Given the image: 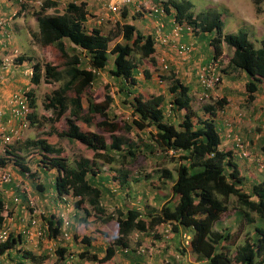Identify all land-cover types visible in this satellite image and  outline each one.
I'll list each match as a JSON object with an SVG mask.
<instances>
[{"label":"trees","instance_id":"obj_1","mask_svg":"<svg viewBox=\"0 0 264 264\" xmlns=\"http://www.w3.org/2000/svg\"><path fill=\"white\" fill-rule=\"evenodd\" d=\"M144 1L153 2L154 6L162 5L167 13L173 9L174 18L179 22L186 21L195 35L199 33L210 35L206 42L213 48L214 59L222 53L224 46L231 49L228 67H235L247 74L245 90L248 102L255 99V92L258 90L264 93V87H259L264 80V37L259 39V46L255 47L244 29L240 28L237 32L224 34L221 14L216 10L207 9L194 14L193 3L190 0H142L140 2L134 0L124 4L122 8L123 4L119 6L116 12H120L121 22L115 21L113 26L116 30L109 28L108 33H105L95 23H90L91 26L86 25L90 16L86 1H68L60 11L57 10L59 6L57 0H42L38 9L30 10L33 11L32 14L38 25V31L33 33V37L44 49L45 62L32 63V58L25 55L18 56L15 60L31 61L30 82L38 85L43 80L45 86L50 87L51 91L42 92L44 95L40 94L43 97L42 112L38 119L35 113L39 104H37V95L35 90L27 91L31 111L26 117L29 121L28 127L33 126L37 129L35 135H26L22 138L16 134L13 129L19 125L20 120L14 118L11 111L9 115L3 117V120H8L6 124L11 127L2 134L9 136L12 140L4 146L3 154H0V168L10 162L17 166L22 174L27 172V177L33 178L31 186L34 191L42 192L46 184H49L59 202L69 205L70 201H73L71 204L81 213L74 217L71 226L70 224L66 226V232L69 234L77 232L80 223L87 225L91 221L103 224L112 220L116 222L118 232L112 235L113 243L104 249L103 256L99 257L92 250L103 251V245L95 248L96 245L91 244V238L83 233L80 238L83 245L79 246V251L76 253L69 247L72 244L59 242L54 252L51 251L58 255L52 264L106 262L113 258L117 247L128 246V238L132 232L157 234L160 225L167 223L171 224V230L175 235L180 234L181 231L188 234L186 230L191 229L192 236L189 244L187 238L182 235L183 247H190V251L195 254V261L203 262L200 264H264V179L253 184L250 191L246 190L243 184L245 174H241V167L234 162L233 148L228 150L220 148L221 136L216 123V114L224 107L225 98L212 96L211 102L202 105L204 114L201 116L190 105L189 86L172 73L171 84L168 87L170 92L168 96L172 95V99L166 97L164 93L144 97L140 93L131 92L133 95L128 99L126 96L123 99L119 98L121 106L130 109V116L124 118L122 124L113 120L109 113L115 96L110 91L108 83L99 81V72L104 71L114 78V81L121 82L118 90L122 91L125 88L129 90L128 88L137 86L139 73L145 76V80L151 77L150 68L145 65L146 62L150 63V66L156 63L153 33L145 34L127 17L129 13L126 6L129 8L134 6L132 8L138 12L139 6L142 7V5L145 10L151 9V5L142 4ZM252 1L256 9L261 11L260 4L263 0ZM50 8L54 9L53 13H47ZM25 9H27L26 6H23L18 15H22ZM119 35L124 42L115 41L110 48V42ZM209 62L211 61L204 65ZM56 83L58 86L52 88ZM100 84L105 85L103 86L104 94L96 98L94 90L99 88ZM84 100L87 103L86 109ZM169 110L172 117L167 118L165 116ZM95 116L101 119L95 122ZM62 118L63 126L55 128V123ZM173 118L177 120L176 123ZM47 122L51 124L49 128H46ZM92 124L108 132L109 138L89 130ZM146 128L148 142H143L141 147L133 145L126 136L133 130L142 131ZM118 131L121 132L117 133ZM51 135L65 138L73 144L74 141L80 143L93 152L94 159H101L108 164L125 160L131 164L139 150H146L148 154L159 151L162 157H166L169 149L173 150L176 154L174 172L163 168L159 174L161 179L171 181L172 197L162 203L159 208L148 209L145 202L143 210L136 206H116L107 212V206L115 201L121 202L122 199L120 196L117 198L114 195H108L109 191L95 182L94 176L100 168L92 160L82 156L73 160L71 164L61 155L64 147L58 142L59 146H56L48 140L47 137ZM243 142L249 155L247 160L251 159L247 143ZM29 149L33 154L41 156L39 172L37 169H34L36 172L31 170L29 165L25 164L24 157L15 154V150H21L25 154L30 152ZM260 152L263 155L264 165V141L260 145ZM50 153L54 155L44 157V154ZM168 157L172 158L173 155ZM255 161L258 162V159ZM51 169H54L56 174L49 178L47 170ZM39 173L46 175L44 183L39 184L36 181L35 175ZM114 176L121 188L131 185L128 171L116 169ZM134 181L140 180L134 178ZM64 196L70 198L65 200ZM230 196L235 197L236 208L245 222L251 224L253 228L247 233L248 237L236 246L233 254L225 243L229 238V229L225 227L220 230L215 229L221 214L227 210L226 200ZM85 203L86 206H83ZM36 205L30 206L27 199L25 210L32 220H35L36 226L48 231L47 238H56L59 232L62 233L65 222L57 217L55 212L49 211L47 206H44L47 209L44 211L38 210ZM12 213L11 209L4 207L0 193V226ZM89 217H92L91 221L88 220ZM94 231L101 232L97 228ZM21 236L20 233L15 235L11 232L7 239L0 241V255L15 249L20 251L23 258L29 257L40 262L47 259L49 255L47 249L41 250V253L37 255L33 254V250L24 249ZM73 236L77 238L78 235L76 233ZM38 246L42 247L40 243ZM182 248L178 247V258L170 264H195V261L190 263L182 260L186 257V249ZM73 257H76V262L73 261Z\"/></svg>","mask_w":264,"mask_h":264},{"label":"crops","instance_id":"obj_2","mask_svg":"<svg viewBox=\"0 0 264 264\" xmlns=\"http://www.w3.org/2000/svg\"><path fill=\"white\" fill-rule=\"evenodd\" d=\"M41 1L42 0H37L35 2L40 3ZM57 1L59 2L58 9L60 11H62L63 6L68 1H77V2L86 1L87 10L89 11V14L92 13L93 10H96L97 12L102 11L103 10L102 2H105V0H57ZM140 1H142V0H139V2ZM192 1H194V2H192ZM192 1H191L193 3L192 10L197 9V10H199V12H201L203 10L210 9L209 7H211L210 4L207 5L206 8H205V5H202V6L198 5L199 0L198 1L192 0ZM30 2H32V0H24V2H22V4H20L18 6V4H16L13 0H0V137H1L0 154H3L2 148H4L3 147L4 146L3 136H5V134H2V132L8 130L9 127H11V126H8L6 124V122L8 120L7 121L5 119L3 120V117H6L10 113L12 94L19 89L29 88V89L35 90V93L37 95L36 89L40 88V86L43 85L42 81L38 85L30 83V80L28 79V72H29V69L31 67V61H24L23 60L21 62H18L15 60V62L18 63V65H9L8 63L3 62V59H6V58H9V60H12L14 55L30 56L32 58V63L35 62V60H37V62H41V63L44 62V60H43L44 57L41 60L44 49H42V47L38 43V41L32 36V33H36L38 31L37 20H36L35 16H33V14H32L33 11L30 10L33 8L26 7L27 9H25L23 11V14L18 15L21 12L22 7L26 6V3H30ZM202 2H204V1H202ZM142 4H149L152 6L153 2L148 3L146 1H144ZM53 12H54V9L47 10V13H53ZM143 16L148 18V21H149V19L151 21L152 18L157 19L158 24L155 26H159V27L155 30V32L158 29L161 30V33H165V31H167L168 29L170 32V30L173 26V19H174V10L173 9H171L169 13H166L164 15L154 14L153 16H148L147 14H143ZM127 17L129 19V16H127ZM88 21H89V19H88ZM131 22L134 23V20ZM149 24L150 25L154 24V22H152V23L150 22ZM18 34L22 38L15 41V37ZM186 34H190V33L186 32ZM154 35H155V33H154ZM263 36H264V34H261L260 37H258V38L255 37V40H254L255 42L249 37V35H248V38L253 42L255 47H258V46H256L255 43L259 44V39H261ZM183 39L188 40L189 37L184 36V34H182V37H180L179 40H183ZM200 40H203V39L201 38ZM201 42L202 43L199 46H197V50L193 53L192 57L190 58L188 56L186 61L180 62V65H177V69L174 70L176 76L178 78H180L183 83H185L189 86L191 106L194 109H195L196 105H193V103L197 104L196 100H197V97L201 91V87H200V84H198L199 82H198L197 75H196L197 68L199 67L200 64L207 63L213 57V55H212V57L208 58L206 55L202 54L203 50L206 47V43H204L203 41H201ZM198 44H199V42H198ZM156 45H159V47H163V49H167V51H170L173 49V48H169V47L164 46V45H160L158 43V41H155V46ZM211 47L212 46L209 45L210 49H211ZM199 51L201 53H199ZM198 54H200L199 55L200 61L197 63L194 61H195V56H197ZM230 55H231V53H230ZM230 55L227 57V61H228ZM222 56H225L224 48H223V52H222L220 57H222ZM184 68L186 70H184ZM229 70H230V73H226V76L222 79V82L219 84L218 88H216V90L213 91L214 92L213 96H216L217 98H225L226 99V103L224 104V107L222 109L218 110L217 114H216V123L218 126L219 134L221 136L220 148L223 150L230 149L234 145V137L239 136V137H241V139L243 141H245L247 143L248 151L251 149H254V153L256 154L257 150H258L259 157H261L260 159H262L263 155L260 152V145L264 141V93L258 90L257 92H255V99L251 102H248L246 100L247 93L245 90V83L248 80L247 74L245 72H243L242 70H239V69L232 67V66L230 67ZM17 73H18V75H17ZM139 74L137 75L138 80L139 81H140V79H143V80L140 82L138 81V84L135 87L136 93H140L141 95L146 96V97H148L149 95H152V94H159L160 93V92H156V88H154L155 85L151 83L152 81L151 82L148 80L145 81V78H141V77H145V76L139 75ZM154 74H156V73H154ZM98 79L100 82H102L104 84L105 83L109 84V86L111 88V92L113 94L117 95V99H115L116 103H118V100L120 97L123 99V97L126 96V98L128 99V95L123 94V92L126 88L123 89L122 91L118 90L119 86H121V82L114 81L113 80L114 78L108 76L106 74V72H104V71L99 72ZM24 86H25V88H24ZM103 86H105V85L100 84L99 87H103ZM259 87H262V88L264 87V80H263V82H261L259 84ZM149 89H150V92H149ZM44 91L48 92V90H46V89ZM247 106L250 108V113H249L248 108H247V110H244V107H247ZM257 106L259 108H261V112L256 114ZM247 113H249L248 116L246 115ZM201 116H203V115H201ZM250 117H252V119ZM253 119H255V120L257 119L261 122V124H255L256 127L259 126L258 128L253 127V123H251V121ZM89 130H91V129H89ZM21 137L24 138V136H21ZM64 140L65 139H63V141ZM57 141H55L56 142L55 144H57ZM51 143L54 144L53 142H51ZM62 146L65 148L64 144H62ZM73 146L75 147V149L77 151H79L80 154L83 155V157L91 160L90 157H92L93 152L90 149L84 147L83 145H81L80 143L75 142V141H74ZM16 153L20 154V155L21 154L24 155V152H22L21 150H15V154ZM235 157L238 158L237 155ZM30 159H32V158H30ZM36 159H37L36 161H33V160L30 161L29 160L25 164H28L31 170L37 169L39 172L40 171V163H39L40 159L37 157H36ZM238 159H240V157ZM249 161L244 162V163H246L247 167L251 166L252 164H255V163H250ZM260 167L261 168H259V166H258V171H261L264 173V167H262V166H260ZM98 168H100V171H97L96 175L94 176L95 182H97V184L99 186H101V188H104L105 190L109 191V192H107L108 195H114L118 198L122 194L128 195V193L131 189L138 190V187L131 188L130 186H132V184L126 185L123 190L119 185H115V183L111 184L110 179L108 177V176H110V173H108L107 171L101 170V167H98ZM96 169L97 168H95V170ZM240 171H241V174L243 175L244 174L243 166L240 168ZM5 172H10L12 175V179L10 182H4V183L0 181V193H1L2 197L5 196L6 194H8L7 199L4 198V199H2V201L5 205V208L8 207L9 209L12 210L13 213L10 216V217H12L11 218L12 220L11 219L7 220V217H6L4 222L6 221L9 225V227H11L12 233H14L15 235L18 233L22 234L21 237L23 240L22 243L24 245L23 246L24 249L26 248L28 251L33 250L34 251L33 254H35V255L40 254L41 250H44L46 248V246H48V245H42L41 248L38 246L39 250L35 252L36 246H37L35 238L32 235L27 237L25 234H23V232L26 229H29L30 232H32V233L36 232V230L38 229L36 227L37 224L32 225V218L28 214V212L25 210V205H26V201H27L28 197H32L35 199L34 203L36 201L37 205H36V203H35V205H36L38 210L40 209V210L45 211L47 209H45L44 206H47L48 210L55 212V215L57 217L61 218L63 221L68 220L70 226L74 222V217L76 215H79V213H81V211H78L77 209H75V207L71 203H69V205H68L64 202L63 203L59 202L58 198L54 194V191H53V193H50V194H47L46 192L40 193V192L34 191V189L31 186L32 182L29 180L30 181V184H29V182L27 180V179H29L26 175L27 173L22 174L20 172V170L18 169V167L14 166L12 163L9 162L5 167L0 168V175L2 173H5ZM47 173L49 175V178L51 175L55 176V174H56L54 169L47 170ZM251 175L252 176H249V175H247V177L245 176V181L248 182L250 180L252 182L253 180H256L257 178H259L258 174L255 175V174L251 173ZM35 177H36V181H38L39 184L45 182L44 178L46 177V175L44 173L35 175ZM251 177H253L254 179L253 178L251 179ZM49 178H48V180H49ZM263 179L264 178L257 179V181L253 182L252 185L255 183H258L259 181H261ZM110 185H111V187H110ZM10 196H12V198H10ZM163 196H166V194H163L162 197ZM15 197L19 198L18 202H16L14 200ZM108 197H110V196H108ZM136 197H137V195H136ZM136 197H134V198H136ZM171 197H172V193L168 197H163V199L161 198L160 205L158 207H156V204L154 202H152V200H149L150 199L149 197L146 198L145 200L141 201V197H140V195H138L136 200H134L133 202H130L129 205L128 204H126V205L127 206H136V208L143 210V206L146 202V205H148V209H150L152 207L159 208L162 203H164L165 201H167ZM42 198H43V200L39 201V199H42ZM130 199H132V198H130V196H128L127 200L130 201ZM148 201L150 203H148ZM83 206H86V203ZM116 206L122 207L123 205L121 204V202L115 201V203H112V205L110 204L109 206H107V208H108L107 212H110ZM91 219H92V217L88 218V220H90V221H91ZM112 222H115V221L112 220V221H109L105 224H103L101 222H92L91 221L90 224L93 225L94 227L93 226L90 227V224L87 223V227L89 230L87 231L86 235L91 238V244L93 246L96 245L95 248L99 247L100 245H103L104 240L108 239V237H109L108 234H110V232H109V229L107 226L110 223L112 225ZM39 224H40V222H39ZM69 224H68V226H69ZM115 226H116V230H115L114 234L116 235L118 232V226H117V224H115ZM0 227H2V226H0ZM95 228H97L101 232H95L94 231ZM70 235L73 236V234H71V233H70ZM168 235L169 234H166V236H168ZM80 238L81 237H79V239ZM159 239L160 238H154L152 240H155L157 242V241H159ZM68 240H64L63 244L68 243L69 245H71ZM42 241H44V240H42ZM45 241H47V240H45ZM47 242H50V241H47ZM135 242L139 243L142 241L139 239ZM149 249H150L149 252H151L153 250V248H149ZM96 253L98 254L99 257H101V255H100L101 250L96 252ZM170 253H172V249H169V252L167 254H170ZM20 254H21L20 251L15 250L12 254H11V252H6L3 255H0V264H19V263H21V264H48L47 261L39 262L38 260H33L32 258H29V257L23 258V257H21ZM197 263L198 262H196V264ZM90 264H99V263L93 262Z\"/></svg>","mask_w":264,"mask_h":264},{"label":"rangeland","instance_id":"obj_3","mask_svg":"<svg viewBox=\"0 0 264 264\" xmlns=\"http://www.w3.org/2000/svg\"><path fill=\"white\" fill-rule=\"evenodd\" d=\"M13 1H15V3L18 4V6L21 3L20 0H13ZM35 1H37V0H32L31 3H27V6L29 8H33L34 10H36L39 6V3L35 2ZM112 1H114V0H105V2H102V5H103L102 11L97 12L96 10H93V12L90 13L89 21H88V24H86V25L91 26L92 24H90V23H95V24L99 25L101 30H103V32H105V33H108L107 31H109L108 30L109 28L110 29L112 28V30L115 31L116 27H114L113 25H114L115 21L121 22V18H120V12H115V13L110 12L108 6H109V3H111ZM202 1H204V2H202ZM192 2H194V1H192ZM29 4H31V5H29ZM209 4L211 5V7H209L210 9L216 10L217 12H219L221 14V19H222V23H223V33L236 32L237 29L242 28V29L247 31L249 37L253 41L255 40V37L258 38V37H260L261 34H264V0L260 4L261 11H258L256 9L252 0H199L198 5H200V6L205 5V8H206V6ZM132 7H134V6H131L130 10L128 11V13H129L128 15L132 16L131 18L129 17L130 21L134 20L135 26L137 25L138 28H140L145 34H150L152 32L154 33V31L159 27V26H155L158 24L157 19L152 18L151 21H150V19L148 21V18L144 17L142 13L135 11ZM57 10H59V9H57ZM203 11H205V10H203ZM193 12L198 13L199 10L196 9V10H193ZM150 22L151 23L154 22V24L150 25L149 24ZM168 32H169V29L167 31H165V33H168ZM185 32H183L182 34H184V36L189 37V39L188 40L183 39V40H180V42L194 43L195 46H199L202 43L201 41H203L204 43H206V47L203 50L202 54L206 55L208 58L212 57L213 50L209 48V46L207 45V42H206V40H208L210 35L204 34V33H199L198 35H195L193 32H191V34H186ZM32 36H33V33H32ZM20 38H22V37L18 34L15 37V41L20 39ZM201 38L203 40H200ZM115 41L124 42V39L122 38L121 35L117 36L113 41L110 42V44H109L110 48L113 46ZM198 42H199V44H198ZM255 44H256V46H259L258 43H255ZM224 50H225V56H223V58H221V60H220V65L222 67V71L226 70L228 68V66H225V65H227L226 60H227V57L231 53V49H229L227 46L226 47L224 46ZM165 53H166V55H163ZM199 53H201V52L199 51ZM199 55L200 54L195 56L194 62L198 63L200 61ZM43 57H44V54L42 55L41 60L43 59ZM162 57L165 59L166 63L168 64V68L165 70H161L159 68L158 61ZM191 57H192V55H191ZM154 58L156 60V63L154 66H150V63H148V62H146V64H145V65H147V67L150 68L149 69L150 74H152L148 81H150V82L152 81L151 83L155 85L154 88H156V92H162V93L167 95L166 97L172 99V97H173L172 95L168 96V87L170 86V81L165 79L164 82L162 83L161 87H159V84H158L157 79H156V74L161 73L163 75V77L168 76L170 73H172L173 70L177 69V65H180V62L186 61L187 58L180 59V58L176 57L175 50L172 49L170 51H167V50H164L162 47L156 50V52L154 54ZM35 62H37V60H35ZM223 64H225V65L222 66ZM145 65L143 67H145ZM184 70H186V69L184 68ZM154 73H156V74H154ZM227 73H230V70H228ZM17 75H18V73H17ZM140 75H142V73ZM142 80L143 79H140V81H142ZM145 81H147V80H145ZM57 86L58 85L56 83L52 86V88H55ZM45 89L46 90L49 89L51 91V88L50 87L47 88L44 84L41 85L40 88L36 89L37 104L39 103L37 105V108L35 109V113L38 115L37 119L40 118L41 112H42V99H43V97L40 94H43L42 92H44ZM128 89L129 90H127V88H126L124 90V92H123L124 95L129 94L130 96H132L133 92L136 93L134 87H130ZM110 91H111V88H110ZM128 91L130 93H128ZM149 92H150V89H149ZM47 93H49V92H47ZM94 93H95L96 98H100L104 94V88L103 87L96 88L94 90ZM114 96H116L115 99H117V95L114 94ZM144 97H146V96H144ZM84 99H85V97H84ZM86 105H87V103L84 100L85 109H86ZM193 105H196L195 110L198 107H200V110L198 112H201V106L199 104L195 103ZM247 108L249 109V113H250V108L248 106L244 107V110H247ZM109 111H110L109 113L111 114V117H113V120L115 119V121L120 122V124H122V121L124 120V118L130 116V114H129L130 109H128L126 106L122 107L121 104L119 103V100H118V103H116V100H115L114 103L111 104ZM259 112H261V108H259L257 106L256 114ZM249 113H247L246 115L248 116ZM165 117L168 118L167 115ZM169 117H171V116H169ZM250 118L252 119V117H250ZM100 119L101 118L99 116L94 117L95 122H98ZM256 120L253 119L251 121V123H253L254 128L256 127L255 124H261V122L259 120H257V121ZM175 123H176V121H175ZM55 124H56L54 126L55 128L62 127L64 124L63 118L61 119V121H58ZM45 125H47L46 128H49L51 126L50 122L45 123ZM258 127H256V128H258ZM89 129H91L92 131L99 132L100 134H103L104 136H106V138H109L108 132H105L104 130L99 129L98 127L95 126V124H92L89 127ZM36 131H37V129L33 128V126H30L27 129H25L20 134V136H24V137H26V135L27 136L28 135L33 136V135H35ZM147 131H148L147 128L145 130H142V131L133 130L132 132L127 133L126 136L133 143V145H137V147H139V146L141 147L142 146L141 144H143V142H148ZM120 132L121 131H118L117 133H120ZM47 138L50 142H53L54 145H56V146H58L59 143H60V145H62V144L65 145V148L63 149L64 151L61 153V155L66 157L68 159V161L71 162V164L73 163V160L77 159L78 157H81V156L83 157V155L80 154L79 151H77L75 149V147L73 146L74 145L73 142L68 143V141L65 138H58L56 135H51ZM63 139H65V140L63 141ZM55 141H57L58 144H55L56 143ZM29 151L31 152V149H29ZM249 151L251 153V156H252L251 159L252 160L251 159L244 160L241 158L238 159L237 157H234V162L236 163L237 166H240V167L243 166V171H244V174L246 177H247V175L252 176L251 175V173H252L255 175L258 174L259 178H264V173L261 171H258V166L256 165L257 162L255 161L256 159L261 158V157H259L258 150H257L256 154L254 153V149H251ZM30 152H26L24 155L19 154L21 157H24L25 163H27L28 159H30V158H32L33 161L37 160L36 157L41 159L40 155L33 154L32 152L31 153ZM158 152L155 151V153H153V154H151V153L148 154V153H146V150H139L135 159L133 160V162L131 164H128L129 162H127V160H125L124 162L120 161V162L115 163V164H110V163L108 164V163L103 162V160H101V159H94L93 155L90 158L93 161V163H96L95 165L97 167H101V170H104V171H107L108 173H110V176H108V177L110 179L111 184L115 183V185H119V184H117L118 182L115 180V178L117 177L118 174L116 175V177L114 176L116 169H118V170L119 169H121V170L126 169V171L129 172V178L128 179L132 184V186H130V187L131 188L138 187V190L131 189L129 191L128 195L122 194L120 196V198L122 199L121 200V204L123 205L122 207H126L127 206L126 204L136 200L138 195H140L141 201H143L149 197L150 198L149 200H152V202H154L156 204V206H158V205H160L161 198L163 199V197H168L172 193L171 192V186H170L171 181L161 179L159 176L160 170L163 168H168V169L173 170V172H174V169L176 166V160H174L176 158L175 155L172 158L168 157L169 155L166 157H162L161 154H159ZM50 156H52V154H44V157H46V158L50 157ZM44 157H42V158H44ZM253 160H254V162H253ZM245 161H249L250 163H255V162L256 163L247 167L246 163H244ZM33 171H35V170H33ZM28 178L29 179H27V180L30 184V181L32 182L33 178H31V177H28ZM134 178H137L140 181H134ZM252 178L253 177H251V179ZM259 178H257V179H259ZM257 179L253 180L252 182L257 181ZM252 182L250 180L248 182L244 180L243 184L245 185L246 190L250 191V189L252 187V184H251ZM110 187H111V185H110ZM123 189H124V187L122 188V190ZM42 192H46L47 194L53 193V188L51 185L46 184L45 190ZM42 192H40V193H42ZM163 194H166V196L162 197ZM136 195H137V197H136ZM128 196H130V198H132V199H130V201L127 200ZM7 197H8V194L3 196L2 199H4V198L7 199ZM134 197H136V198H134ZM10 198H12V196H10ZM40 200L41 199H39V201ZM235 200L236 199L234 196H230L229 198H227V200H226L227 210L221 214L219 222L215 225V229H217V230H220L224 227L229 229V231H230L229 232L230 233L229 238L226 239L225 243L229 246L230 252L232 254L235 252L236 246L241 244L248 237L247 233L251 232L253 230L252 225L247 224L245 222V219L243 218L242 214L236 208ZM70 202L73 203V201H70ZM148 203H150V202L148 201ZM253 215H255V214L253 213ZM115 224H116L115 222H112V225L110 223L107 226L110 234H108V236H109L108 239L104 240L103 251H101V254H100L101 256L104 255V248L109 246L111 243H113L112 235H115L114 234L115 230H116ZM90 226H93V225L90 224ZM159 228L160 229H158L159 232H157V234H153V233L143 234V233H138L136 231L130 234L129 246L132 249V247H134V246L139 247L142 245L146 250L143 255L142 254H136V253H134L133 250H131L129 253L128 252L123 253L121 251V247H117L116 253L113 256V258L106 261V263H109V264H170L171 261H173L174 259L176 260L178 258L177 257L178 247L182 248L184 246L183 245V237H182V232H184V231H181L180 234L175 235L173 233V231L171 230V224H169L167 226L166 225L163 226L161 224ZM88 230L89 229L85 223H80L77 227V232L71 233L73 235L77 233V235H78L77 238H74V236L71 235L72 237L68 240L70 242V244H72V246H74L73 248H72V246H69L70 249L74 253L78 252L79 246L83 245L82 242L80 241L79 237H82L83 233H87ZM186 231L189 234V236L191 237L192 236L191 229H187ZM136 234L138 236H136ZM166 234H169V235L166 236ZM154 238H160V239H159V241L156 242L155 240H152ZM139 239L142 242L136 243L135 241H137ZM44 242H46V243H44ZM44 242L42 241V242H40V244L41 245H48L49 247H52V245H53L50 242H47V241H44ZM53 247H56V245H54ZM150 247L153 248L152 252H148ZM183 248L186 249L185 250L186 257H185V260H184V258H182V260L183 261H189L190 263H193L195 260V254H193V252L190 251V247H188V248L183 247ZM169 249H172V253L167 254L169 252ZM38 250H39V248L36 247L35 252ZM92 250L94 252H97L96 249H92ZM14 251H15V249H11L10 250L11 254ZM53 259H54L53 257H50L48 255L46 261L49 264H51V263H53ZM73 261L74 262L77 261L76 257H73ZM196 262H198L199 264L201 263L199 261H196ZM81 264H84V263H81ZM87 264H90V262H88Z\"/></svg>","mask_w":264,"mask_h":264},{"label":"built area","instance_id":"obj_4","mask_svg":"<svg viewBox=\"0 0 264 264\" xmlns=\"http://www.w3.org/2000/svg\"><path fill=\"white\" fill-rule=\"evenodd\" d=\"M134 0H114L112 1L108 8L110 11L112 12H116L119 8V6L121 4H128L133 2ZM139 10H143L142 7L139 6ZM145 13V12H143ZM159 13L160 15H164L165 14V10L163 8V6H154L151 7V9L146 11V14L148 16H153L154 14ZM175 21V19H174ZM185 28L188 31L190 30V27L185 23V22H174V26L172 28L171 31V35L173 38H177L180 35V31ZM156 40L159 41L161 44H167L169 37L162 34L160 31L156 32ZM193 49V47L191 46V44L186 45V44H181L179 45L177 51L179 54H187L189 52H191ZM164 68H167V65L164 64L163 65ZM198 80L200 85L203 87V89L205 90H211L215 87V85L219 82L220 80V71H219V66L217 61H211L206 65L201 66L198 71ZM159 82H162V79H158ZM204 96L207 97L208 93H204ZM31 111V108L29 106L28 103V99H27V95L25 92L20 91L16 94H14L13 96V107L11 109V114L13 115L14 118H17L20 120V123L17 127H15L13 130L16 134H19L22 130H24L25 128L28 127L29 125V121L26 117L27 113ZM13 138V137H12ZM12 139L9 136H4L3 138V144L4 146L9 143ZM234 144H235V149L237 151H239V153L242 156H247V151L245 149V145L244 142L242 141L241 137L237 136L234 137ZM3 146V147H4ZM3 149V148H2ZM169 154H173L174 151L173 150H168L167 151ZM11 179V173H2L0 175V181L1 182H7ZM63 199L67 200L66 196L63 197ZM14 200L16 202L19 201L18 197H15ZM28 204L30 206H35L34 204V198L32 197H28ZM12 217H8L7 220H10ZM12 220V219H11ZM35 220H32V225H35ZM68 221L65 222V226L63 227V231L62 232V237L64 238H68V233L66 232V226L68 225ZM26 232H30L28 229L24 231ZM11 233V227H9L8 223L5 221L2 225V227H0V241H3L5 239H7L8 235ZM45 233L44 230L42 229H38L36 231L37 235H43Z\"/></svg>","mask_w":264,"mask_h":264},{"label":"clouds","instance_id":"obj_5","mask_svg":"<svg viewBox=\"0 0 264 264\" xmlns=\"http://www.w3.org/2000/svg\"><path fill=\"white\" fill-rule=\"evenodd\" d=\"M21 1V3L20 4H22V2H24V0H20ZM15 2V1H14ZM42 2V1H41ZM41 2L39 3V5L41 4ZM31 3V2H30ZM110 4V3H109ZM29 5H31V4H29ZM122 5V4H121ZM125 5H122L121 6V8L122 7H124ZM162 6V5H161ZM26 7H28L27 6V3H26ZM39 7V6H38ZM152 7H154V5H152ZM126 10H130V8L129 7H127L126 6ZM142 8H143V5H142ZM38 9V8H37ZM50 9H52V8H50ZM139 9V8H138ZM32 10H34V9H32ZM49 10V9H48ZM136 11H138V10H136ZM146 11L147 10H145L144 8H143V10L141 11H139L140 13H143V12H145V13H143V14H146ZM193 11V10H192ZM114 13V12H113ZM167 12L165 11V14H166ZM194 13V12H193ZM199 13V12H198ZM194 14H196V13H194ZM33 16H34V14H33ZM132 17V16H131ZM175 19V18H174ZM174 19H173V26H174V22H179V21H177L176 19H175V21H174ZM181 22H184V21H181ZM181 22H179V23H181ZM185 23L190 27V30L188 31L187 29L185 30V28H183L181 31H180V35L177 37V38H173L172 37V35H171V31H172V28H173V26H172V28H171V30H170V32H168V33H162V34H164V35H166V36H168L169 37V40H168V43L167 44H161L159 41H158V43L160 44V45H164V46H167V47H169V48H173V50H175V54H176V57H178V58H180V59H185V58H187L188 56L189 57H191V55H193V53L197 50V46H195V44L194 43H188V42H180V37H182V33L183 32H189L190 34H191V32H193L192 31V28H191V26L185 21ZM240 29V28H239ZM239 29H237V30H239ZM242 29V28H241ZM157 31H160L161 32V30L160 29H158ZM156 31V32H157ZM246 31V30H245ZM156 32L154 31V33H155V35H154V33H153V35H154V40L155 41H157L156 40ZM185 32V33H186ZM222 32H223V30H222ZM237 32V31H236ZM247 32V31H246ZM170 33V34H169ZM232 33H234V32H232ZM225 34V33H224ZM181 44H186V45H189V44H191V46L193 47V49H192V51L191 52H189V53H187V54H179L178 53V51H177V49H178V47H179V45H181ZM209 46V45H208ZM155 48H156V50L157 49H159V48H161V47H159V45H156L155 46ZM163 48V47H162ZM224 48V47H223ZM211 49L213 50V48L211 47ZM164 50H167V49H164ZM156 52V51H155ZM223 52V51H222ZM155 54V53H154ZM222 54V53H221ZM221 54L216 58V59H214L213 57L209 60V61H217V63H218V66H219V71H220V74H221V76H220V80H219V82L215 85V87L213 88V89H211V90H205V89H203V87L200 85V87H201V91H200V93H199V95H198V97H197V100H196V102H197V104H199L200 106H201V112H198L199 110H200V107H198L196 110L194 109V108H192L194 111H196L197 112V114H199V115H203V112H202V105H204V104H206V103H209V102H211L212 101V96L214 95L213 93V91H215L216 90V88H218V86H219V84L222 82V79L226 76V73H227V71L230 69L229 67L226 69V70H223L222 71V67H221V65H220V60H221V58H223V56L222 57H220L221 56ZM163 55H166V53L165 54H163ZM18 56L17 55H14L13 56V58H12V60H9V58H6V59H3V62H6V63H8L9 65H18V63H16L15 62V59L17 58ZM45 62V61H44ZM44 62H42V64L44 63ZM226 62H227V65H225V64H223L222 66H228V61L226 60ZM158 63H159V68L161 69V70H165V69H167L168 68V64L166 63V61H165V59L162 57V58H160V60L158 61ZM21 64V63H20ZM164 64H166L167 65V68H164L163 67V65ZM204 64H200L199 65V67L197 68V71H198V69L201 67V66H203ZM197 71H196V75H197V79H198V74H197ZM31 72H32V69H31V67H30V69H29V72H28V79L30 80V76H31ZM160 73V72H159ZM172 73H174L175 74V72H174V70L172 71ZM172 73H170L168 76H166V77H163V75L160 73V74H156V79H157V82H158V84H159V86L161 87V85H162V83L164 82V80L165 79H167V80H169L170 81V84H171V78H172ZM141 74V73H140ZM139 74V75H140ZM143 75V74H142ZM175 77H177L176 76V74H175ZM142 78V77H141ZM144 78V77H143ZM162 79V82H159L158 81V79ZM42 82H43V80H42ZM198 82H199V80H198ZM31 83V82H30ZM44 84V83H43ZM198 84H200V83H198ZM45 85V84H44ZM26 86V85H25ZM25 86H24V88H25ZM28 90H31V89H29V88H27V89H19V90H17V91H15L13 94H12V97H11V108H10V111H11V109H12V107H13V96H14V94H16V93H18V92H20V91H23V92H25L26 93V95H27V99H28V103H29V98H28V94H27V91ZM49 90V89H48ZM160 93H162V92H160ZM204 93H208V96L207 97H205L204 96ZM168 94H170V92L168 91ZM166 95V94H165ZM130 97V95L128 94V98ZM214 97H216V96H214ZM193 104H195V103H193ZM190 105H191V101H190ZM169 107H170V104H169ZM192 107V106H191ZM167 116H171L172 117V113H171V110H169L168 112H167ZM173 121L175 122H177V120L175 119V118H173ZM28 128V127H27ZM27 128H25V129H27ZM24 129V130H25ZM24 130H22L20 133H19V135L24 131ZM232 148H233V152H234V155L236 156H238V158L240 157L241 159H244V160H247V157L249 156L248 154H247V156H242L240 153H239V151H237L236 149H235V144L232 146ZM169 150H171V149H169ZM247 151V150H246ZM250 152V151H249ZM2 153H3V151H2ZM51 154V153H50ZM167 155L166 156H168V155H176V154H169L168 152L166 153ZM52 155H54V154H52ZM258 164V166H259V168H261L260 166H262V167H264V165H263V162H262V159H258V162H257ZM123 170H126V169H123ZM5 173H7V172H5ZM8 173H10V172H8ZM27 173V172H26ZM28 174V173H27ZM26 174V175H27ZM28 176V175H27ZM11 179H12V175H11ZM11 179L9 180V181H7V182H10L11 181ZM4 183V182H3ZM2 196V195H1ZM66 198L67 199H69V197L68 196H66ZM4 207H5V205H4ZM8 208V207H7ZM10 217V216H9ZM8 218V217H7ZM66 221H68V220H65L64 222H66ZM68 223H69V221H68ZM163 226L164 225H169V223H167V224H162ZM64 226H65V224H64ZM63 226V227H64ZM38 229H40V227H38V226H36ZM47 227V226H46ZM37 229V230H38ZM66 229V228H65ZM27 230V229H26ZM29 230V229H28ZM36 230V231H37ZM42 230H44L45 231V228H43ZM30 231V230H29ZM62 232H63V229H62ZM135 232V231H134ZM136 232H138V233H141V232H139V231H136ZM48 233V231L46 232L45 231V233L43 234V235H37L36 234V232H23V234H25L27 237H29V236H33L34 238H35V240H36V244L38 245L40 242H42V240H47V241H50L53 245H52V247H49V246H46V248L45 249H47L48 250V253H49V256L50 257H53L54 259H53V262L54 261H56V259H57V256L58 255H56V254H53L52 252H54V250H55V248L57 247V245L59 244V242H61V243H63V241L64 240H68L69 238H71V235L68 233V238H64V237H62V233L61 232H59V234L57 235V237L56 238H47V236H46V234ZM133 233V232H132ZM182 235L184 236V237H186L187 238V242H188V244H189V240L191 239V237L188 235V234H186L185 232H182ZM130 236V235H129ZM136 236H138L137 234H136ZM42 239V240H41ZM129 239V238H128ZM43 241V242H44ZM129 242V241H128ZM45 243V242H44ZM54 245H56V247H53ZM42 246V245H41ZM37 247V246H36ZM150 248H152V247H150ZM131 250H133L134 251V253H136V254H144L145 253V248L141 245V246H139V247H132V249H131V247L129 246V244H128V246H126V247H121V251L123 252V253H129ZM150 250V249H149ZM149 250H148V252H149ZM52 251V252H51ZM152 252V251H151ZM43 261H46V259L45 260H43ZM42 261V262H43ZM40 262V261H39ZM200 262H202V261H200ZM97 263H99V262H97ZM203 263V262H202ZM49 264V263H48ZM52 264V263H51ZM99 264H109V263H106V262H103V263H99ZM197 264H199V263H197Z\"/></svg>","mask_w":264,"mask_h":264}]
</instances>
